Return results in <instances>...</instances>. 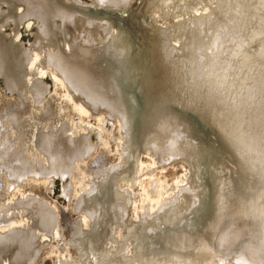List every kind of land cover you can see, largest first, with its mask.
<instances>
[{
    "label": "bare ground",
    "instance_id": "6f19581e",
    "mask_svg": "<svg viewBox=\"0 0 264 264\" xmlns=\"http://www.w3.org/2000/svg\"><path fill=\"white\" fill-rule=\"evenodd\" d=\"M94 1L83 6L90 11L91 17L86 18H78L83 13L77 10L78 4L71 1L69 7L64 6L70 10L68 16L87 23L84 27L91 30L79 35L83 40L65 39L74 54L59 45L64 52H50L48 58L56 59L57 70L83 103L101 108L106 114H118L123 143L119 164L97 169L91 187L78 201L83 224L80 219L74 226L70 263L74 257L80 264H150V256L164 254L154 264H189L182 256L192 251V264H222L232 257L243 264H264V0H230L228 4L229 0H221V7L212 12L209 20L204 22L200 17L191 23L184 43H173L176 38L171 29H163L159 67L148 62L143 84L127 74L128 58L137 50L132 43L133 30L128 26L130 34L123 25L114 27L118 10L131 9L129 0H100L115 12L111 16ZM159 1L145 0L139 9L148 7L150 11ZM149 11L141 24H155ZM232 18L239 21L238 29L224 30L222 24L230 25ZM57 20L60 19L53 20L55 27L62 25ZM36 27L39 33L38 24ZM43 35L48 42L55 33L47 37L44 30ZM230 35L235 36L231 39ZM57 41L63 44L59 37ZM37 44L38 40L35 47ZM176 45L181 48L180 58L175 55ZM0 48V71L7 73L8 53L6 47ZM214 52L225 60L214 64ZM16 59L22 70L20 57ZM122 64L128 75L123 81ZM23 77L14 78L21 87ZM140 85L144 87L140 89ZM82 138H69L68 152H81L78 159L92 150L88 137ZM147 147L169 156L172 162L182 163L187 169V185L159 211L141 215L133 212L130 205L135 189V159ZM23 153L26 161L38 164L24 149ZM58 157L63 159L58 155L49 159L52 170L46 172L70 175L72 170L70 174L62 171ZM18 165L21 167L20 160ZM26 169L24 176L16 177L18 180L36 174L31 166ZM126 170L131 171L132 180L124 176ZM31 196L34 197L28 195L19 202L22 209L15 207L16 201L0 208V264H38L30 260L36 255V247L45 245L55 233L50 229L57 220L53 206L35 196L40 200L36 203ZM31 203L37 206L31 208ZM199 212L207 213L201 231L188 230ZM191 216V223L186 224ZM11 219L24 224L13 227ZM183 226L186 229L181 233ZM114 234L118 244L111 248L108 239ZM196 251H202L200 257L204 260H197Z\"/></svg>",
    "mask_w": 264,
    "mask_h": 264
},
{
    "label": "rangeland",
    "instance_id": "374dc122",
    "mask_svg": "<svg viewBox=\"0 0 264 264\" xmlns=\"http://www.w3.org/2000/svg\"><path fill=\"white\" fill-rule=\"evenodd\" d=\"M77 1L79 2L78 5L76 4L77 10H83V12H86L85 16L91 17L89 15L90 11L85 10L83 6L93 4L95 1ZM143 1L145 0H129L131 9H124V11L118 10V15L115 16L116 21H114V23L116 22L114 25L115 28L123 25L124 27L122 26V28L129 30L130 34L131 32L128 26L133 30L136 42L132 41V43L133 46L136 44L137 50L134 47V56L128 58L127 74L129 78L136 77L135 79H138L140 84H143V79L147 76V64L149 61H152L157 66V69L159 67L158 60L161 58L159 43L163 29H171L172 35L176 38L173 43H184L185 40H188L186 31L188 27L192 28L191 23L194 20L202 17L203 21L206 22L213 15L212 12H215L217 8L219 9L221 7V0H160L149 11L148 7L143 10L139 9ZM152 1L149 0L150 3ZM228 2L230 0L226 4ZM107 6L101 7L110 12V16L112 13L115 14V12H112L111 7ZM18 8V12L22 10L21 5H18ZM7 10V4L0 0V36L3 37V39L0 38V45L6 47L5 44L11 43L16 49L27 51L28 56H30V62L25 67V81L28 88L26 87L27 92L25 88L23 89L25 94L23 95L25 96L24 98L15 89H10L5 82L4 76L0 74V147L5 142L8 147H6L7 154L9 148L13 147L12 138L15 140L17 138L16 136H19V129L21 127L25 133V150L30 157L37 160V162L40 161V165H44L45 173H41L42 170H40L41 168L38 163L33 169L36 174L40 173V176L36 174L28 175V178L23 180L24 183L19 184L16 178L14 179L10 176L8 169L4 165L2 166L3 168L0 166V208L7 206V204H15L16 201L17 205L15 207L22 209V205L19 202L28 195H33L34 197L31 196L30 198L36 203L40 201L36 198H41L42 202L45 201L47 206H53L57 214V220L55 225L50 229L55 233L51 234V237L45 245L36 247L38 248L36 255L30 260L32 262L37 261L38 264H80L79 258L75 259L74 257H72L73 260L70 263L71 255L74 252L71 249L74 246L71 244L72 239H74L72 232L77 220L81 219L80 224H83V217H81L77 208L78 201L83 193L91 187L97 169H101L102 166L107 164L117 165L121 161L120 152L123 143L121 121L119 120L118 114H106L101 108H94L83 103L72 92L65 76L57 70L55 65L47 63L43 48L40 47L37 49L35 47L38 30L33 20L24 21L19 25L18 29H15L14 22L11 19H6L3 15ZM148 11L149 15L154 18L155 24H141V20L144 19V16H147ZM119 15L126 17L123 18ZM132 19H136L139 22L133 21ZM56 23L60 25L61 21L57 20ZM237 25L239 26V21L232 18L230 25H224L223 23L222 28L234 32L238 29ZM233 36L235 35H230V38L232 39ZM67 39L72 41L73 36L71 39L68 36ZM132 39L133 36H131ZM63 43L67 45L65 40ZM176 46L177 51L175 55L180 58L182 57V52L179 50V45ZM212 57L214 64L221 59L217 52L212 53ZM222 60L225 59L222 58ZM7 64L14 74H18L19 65L15 55L11 52L7 55ZM125 67L122 64L121 81L128 77V75L124 74ZM31 82L39 83L38 86L42 87V94H37L39 92L38 86L34 89ZM143 87L144 85H140V89ZM145 89L150 92L147 87ZM159 97L160 99L162 98L160 94ZM134 102L137 103L136 100ZM12 112L17 113L16 116H13L14 114ZM13 121L20 123L19 129L18 126H14ZM40 130H43L42 133L51 131L53 134H57L61 130L73 141L87 136L92 151L85 158H77L74 161L75 167L72 169L70 175L63 177L49 174L47 173L48 171L46 172L48 169L46 166L50 164L49 159L38 150V145L36 144L37 137H39L37 132ZM136 155L135 153L134 156ZM135 160L137 161L135 164V189H133L134 192L130 205L133 212L140 213L141 215L149 212H157L165 203H168L175 195L180 193L184 185H187L185 176L186 167L182 163L172 162L169 156L161 154V152L153 147H147L145 152ZM119 170L122 171L123 168ZM124 176L131 179V171L126 170ZM31 205H29L31 208L37 206V204ZM11 213L12 211L9 212V214ZM199 213V218L187 228L188 230H201L200 225L204 221L207 213L205 215H201V212ZM1 215L2 212H0ZM192 218L193 216L188 217L185 220L186 224L187 222L191 223ZM12 219L11 226L13 227L15 224L16 226H22L24 224L23 221H17L15 223ZM139 228L141 227L139 226ZM179 232L183 233L181 230ZM115 233L117 232L115 231ZM142 239L143 237L140 240L142 241ZM108 241L111 243L109 245L111 248L112 246H116L118 244L116 234L108 239ZM199 241L197 240V242ZM207 246L210 247L209 244ZM71 250L73 251L72 253ZM174 252L177 251L175 250ZM196 252H198L197 256L200 257L202 251ZM245 254L250 255V253L246 252ZM28 256H31L30 252ZM192 256L193 252L190 251L185 253V256H182V258L189 260ZM35 258L39 260H35ZM155 260H157L156 263L161 261L160 258H149L147 262L154 264ZM222 264L243 263L238 261L236 257H232L224 260Z\"/></svg>",
    "mask_w": 264,
    "mask_h": 264
},
{
    "label": "flooded vegetation",
    "instance_id": "af4514ba",
    "mask_svg": "<svg viewBox=\"0 0 264 264\" xmlns=\"http://www.w3.org/2000/svg\"><path fill=\"white\" fill-rule=\"evenodd\" d=\"M2 1L8 5V10L5 11L3 13V15L6 17V19H11L14 22L15 29H18L19 25L21 23H23L24 21L33 20V22L35 24L36 23L38 24V26L40 27V31H39V33L37 32V35H36L37 36L36 42L38 40L37 49L42 47L43 53L45 54L47 62L52 63L56 67H57V65L55 63L56 59L48 58V54L50 52L54 53L60 49L62 51V48L67 49V51L70 52V54H72L75 51V50L71 49L70 47H68L67 45H65L64 43H63L64 45L60 44L57 41V38L59 37L64 42V40L70 35L73 37H78V38L83 40L82 36H79V35L86 33V32H89L91 30V28L84 27L87 25V23H81L79 19H74V17L68 16V14H66L70 10H67V9L65 10L64 6L69 7L71 5V1L75 4H79V2L77 0H2ZM36 1H37V3H36ZM48 1H49V4H48ZM96 1L99 3L100 6H105V4L103 2H100V0H96ZM18 5L19 6L21 5V7H22V10H20L19 12L17 11V9H19ZM44 6H47V9L42 8ZM62 8L64 9L65 13L62 11ZM1 12H3V11H1ZM80 17L86 18L87 16H85V13L83 12V13H79L78 18H80ZM54 19H60L62 21V25L61 26L56 25V27H55V25L53 23ZM35 20L38 22H35ZM76 24L79 25L78 28H76V27L74 28V26ZM44 30H46V36L47 37L49 36L50 32L55 33L54 36L48 37V42H46V39L44 38V35H43ZM57 34H59V36H57ZM86 36L88 39L92 38L91 35L88 33L86 34ZM0 38L3 39V37H1V36H0ZM43 43L45 45V49H44ZM59 45H61L62 48H60ZM5 46H6V49H5L6 53L11 52L12 54H15V57H20V60H21L20 66H21L22 70H19L18 74H14V72H12L9 68L7 73L0 71V74L3 75L4 78H6L7 86L10 89H15L16 91H18L20 96H22V98H24L25 96H23V95H25V94L23 92V89L24 88L26 89V87H27V83L25 81V67L27 66V63L30 62V56H28L27 51H22V50L20 51V50L16 49V47L11 43H7V44H5ZM0 47H1V45H0ZM0 51H1V48H0ZM63 52L64 51H62V53ZM46 54H47V56H46ZM70 54H68V57H72ZM22 74L24 75V77H23L24 87H21L20 83L17 82L16 80H14L15 77L21 76ZM31 84L33 85V87L35 89L39 83L38 82H31ZM38 91H39V92H37L38 95L42 94V92H43L42 87L38 86ZM26 92H27V89H26ZM12 113H11V115H12ZM13 114H14L13 116H16L17 113H13ZM13 124L15 127L18 126V129H19L20 123L13 121ZM19 131H20L19 136H16L17 138H15V140L12 138V142H13L12 146L13 147L10 149V151H7L8 153H10V155H7L6 152H3V151H6V147H7L5 142L0 147V164H1L0 166H1V168H3L2 166L4 165V167L6 169H8L10 176L14 179L17 176H21V177L24 176L25 171L27 170L26 168H28L29 166H31L32 168L35 166V164L31 163V160H30V162L26 161V156H25V153H23V149L25 152H27V151L25 150L24 144H22L24 142L25 133L21 127H20ZM42 131L43 130H40L39 132H37L39 134V137H37V140H36V144L38 145L37 146L38 150L41 153L42 152L45 153L43 155L47 156L48 159L54 158L55 155L62 157L63 159L60 160V158L58 157L59 159H56V161L60 160L59 163H60V167H61L62 171L66 172V174H70V171L75 167V166H72L71 162L74 163L76 158L82 153L79 151L68 152V147H71L70 146V140H69V137L66 136V134H64L61 130H59L57 132V134H53V132H51V131H49L47 133H42ZM62 137H63V139H62ZM83 137H85V136H83ZM82 139H85V138H82ZM85 146L86 145H84L83 148ZM86 153H87V151H86ZM89 153H90V151H89ZM70 158H71V160H69ZM12 159L14 160V163H12ZM19 160L21 161V167H20V165H18ZM39 162L40 161H38V163ZM26 164L28 166H26ZM49 166H50V164H48L46 166L48 168V170H52L51 168H49ZM39 167L41 168L40 170L45 171V169H44L45 167L43 164L42 165L39 164ZM62 171H61V173H62ZM18 179L16 178L18 183H24L23 180H25V179H21V180H18ZM186 226H183L182 229H180V230L183 232V230L186 229ZM197 231H201V230H197ZM150 254H153V252H150ZM163 255L156 254L155 258H153L151 256H150V258L157 259ZM198 260L199 261L204 260V258L199 257ZM156 262H157V260H155V263ZM192 263H193V260L191 258V259H189V264H192Z\"/></svg>",
    "mask_w": 264,
    "mask_h": 264
}]
</instances>
